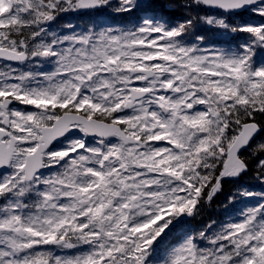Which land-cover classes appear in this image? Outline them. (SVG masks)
<instances>
[{
    "label": "snow or ice",
    "instance_id": "snow-or-ice-1",
    "mask_svg": "<svg viewBox=\"0 0 264 264\" xmlns=\"http://www.w3.org/2000/svg\"><path fill=\"white\" fill-rule=\"evenodd\" d=\"M261 132L264 0H0V264H264Z\"/></svg>",
    "mask_w": 264,
    "mask_h": 264
},
{
    "label": "trees",
    "instance_id": "trees-1",
    "mask_svg": "<svg viewBox=\"0 0 264 264\" xmlns=\"http://www.w3.org/2000/svg\"><path fill=\"white\" fill-rule=\"evenodd\" d=\"M184 12V9H177L171 15L174 18H180V15ZM108 9L102 10L100 12L103 15L104 20L99 22L101 24L108 23V24H115V25H123L129 22L132 17L124 16L121 14H115ZM93 13H85L82 17V20H77V24L79 26H87L90 24L91 20L89 15ZM63 20L71 21L72 19L67 17V13H63L58 17V26H62ZM226 38H221L220 40H224ZM264 142V132L261 133L260 137L251 145L250 148L245 150L241 155L243 158H246L249 163V170L246 174H243L239 178L229 179L226 178L223 181L222 190L213 198L211 202L205 201L201 207L200 214L193 219H190L185 222L183 229L181 231L175 230L171 236L169 237V241H175L177 238L181 237L183 232L186 230H198L203 227L206 223L211 220H216L220 222L225 218V209L224 206L227 204L226 197L230 196L237 188L252 186L253 188L256 187H264L262 186L258 180L255 179L257 175V164L260 159H264V153H257L256 155L252 154V148L256 146L257 143ZM242 204V203H241ZM241 204H238L236 207L239 209ZM229 211H234L233 209H229Z\"/></svg>",
    "mask_w": 264,
    "mask_h": 264
},
{
    "label": "rangeland",
    "instance_id": "rangeland-1",
    "mask_svg": "<svg viewBox=\"0 0 264 264\" xmlns=\"http://www.w3.org/2000/svg\"><path fill=\"white\" fill-rule=\"evenodd\" d=\"M233 18H234V17H231V18H230L231 21H234ZM237 20H240V19H237ZM96 22H97V23L101 22V19H97ZM52 27L55 28L54 25H52ZM200 33H201V32H199L198 34H200ZM216 35H217V36H221V34H219V33H217ZM243 208H244V207H243Z\"/></svg>",
    "mask_w": 264,
    "mask_h": 264
},
{
    "label": "flooded vegetation",
    "instance_id": "flooded-vegetation-1",
    "mask_svg": "<svg viewBox=\"0 0 264 264\" xmlns=\"http://www.w3.org/2000/svg\"><path fill=\"white\" fill-rule=\"evenodd\" d=\"M112 2H113V6L115 7L117 5V3H118V0H112ZM110 10H113V9H110ZM220 38H225V37L223 35H221Z\"/></svg>",
    "mask_w": 264,
    "mask_h": 264
},
{
    "label": "water",
    "instance_id": "water-1",
    "mask_svg": "<svg viewBox=\"0 0 264 264\" xmlns=\"http://www.w3.org/2000/svg\"><path fill=\"white\" fill-rule=\"evenodd\" d=\"M256 137H257V136H256ZM256 137L253 139V141L256 139ZM243 151H244V150H242V152H243ZM242 152H241V153H242Z\"/></svg>",
    "mask_w": 264,
    "mask_h": 264
}]
</instances>
